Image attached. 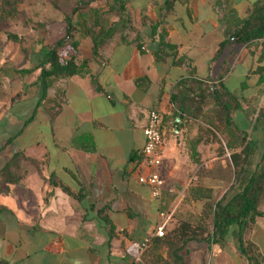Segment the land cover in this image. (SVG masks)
<instances>
[{"label":"crops","instance_id":"0c3cea01","mask_svg":"<svg viewBox=\"0 0 264 264\" xmlns=\"http://www.w3.org/2000/svg\"><path fill=\"white\" fill-rule=\"evenodd\" d=\"M255 1L122 0L125 29L96 51L79 20L74 24L76 51L66 45L59 53L66 59L73 52L80 72L52 79L45 96L40 75L46 64L37 68L32 61L21 73H2L0 122L7 118L18 129L0 138V264H173L167 244L154 236L159 213L167 210L173 218L165 237L182 246L181 264H264V217L241 242L234 225L220 243L180 237L174 218L187 206L182 200L193 166L183 140L186 116H172L171 94L182 81L211 95L226 90L241 106L230 128L246 130L253 98L239 94L233 73L241 60L249 59V73L263 66V57L256 59L262 46L218 49ZM162 39L174 49L164 48ZM257 84L264 82L258 78ZM25 100L36 103L14 112ZM150 110L160 113L163 136L158 198L138 181L148 173L140 163ZM176 116L182 122L178 135ZM146 239L139 259L127 254L133 242Z\"/></svg>","mask_w":264,"mask_h":264},{"label":"rangeland","instance_id":"374dc122","mask_svg":"<svg viewBox=\"0 0 264 264\" xmlns=\"http://www.w3.org/2000/svg\"><path fill=\"white\" fill-rule=\"evenodd\" d=\"M2 1L0 0V17L4 7ZM79 1L80 10L72 14V9ZM114 4L113 0H22L17 4V9L26 19L0 18V77L4 71L30 66L32 61H35L37 68L41 67L44 52L64 35L67 15H72V23L76 24L81 14H90V10L96 9L103 15L102 22L113 26V34L124 30L125 27L120 24L121 20H125L122 17L124 14L109 11V7ZM80 31L85 32L83 29ZM8 34L16 36L17 40H9ZM259 44L262 48L256 59L259 56L264 59V41ZM258 66L259 63L254 69L257 70ZM249 70V59L241 60L233 73L234 80L239 84V94L253 98L246 109V116L249 118L247 128L244 122H240L246 129L243 132L228 127L224 111L206 88L192 84L185 98V107L181 111L187 120L183 140L193 168L188 174L189 185L182 200L187 206L185 211H177L174 218L179 223L178 228L187 231L185 234L190 237H209L212 232L214 204L223 195L229 198L240 189L241 180L254 170L264 148V85L257 84L260 74L249 73ZM35 103L36 100H25L17 103L13 111L22 113ZM231 104L233 105L232 102ZM174 110L179 111L176 108ZM233 113L231 110L230 118ZM17 129V123L7 125L5 118L0 122V138L14 134ZM243 133L247 135V139L255 142L247 164H244L242 157L238 162L232 159V155L239 154L242 149ZM189 188L202 189L205 197L191 202L193 197L188 193ZM262 211L264 212V205Z\"/></svg>","mask_w":264,"mask_h":264},{"label":"trees","instance_id":"16d2710c","mask_svg":"<svg viewBox=\"0 0 264 264\" xmlns=\"http://www.w3.org/2000/svg\"><path fill=\"white\" fill-rule=\"evenodd\" d=\"M22 0H3V10L1 19L4 18H25L26 16L17 9V4ZM114 5L109 7L111 12H119L124 14L125 7L122 0H113ZM80 3L72 9V14L77 13L80 9ZM91 13L81 14L79 23L80 29L84 30L92 41L94 50L96 51L103 45L107 39L113 35V26L102 22V13L99 10L92 9ZM77 26L72 23V15L65 16V32L64 35L58 39L55 44L44 53V60L42 63L47 65V68L41 69V82L45 91L52 79L66 78L80 72L81 67L75 63V54L70 52L68 58L62 59L60 50L66 45H69L72 50L76 51L77 43L73 40V34L77 31ZM9 40L16 41L17 37L8 34ZM264 41V3L263 0H256L252 8L247 12V15L238 23L237 30L226 40L220 43L218 53L221 52L230 43L251 44L254 42ZM160 44L169 50L174 49V46L165 42L163 39ZM23 70H8L4 74L21 73ZM260 74L259 82H264V65L259 66L256 70ZM189 85V86H188ZM198 85V83L196 84ZM192 83L182 81L176 86V93L171 94V103L173 107V114L175 116L178 112L184 110L185 98L191 90ZM214 100L220 105L225 114V122L228 127L232 126L230 112L240 109L238 99L227 92L226 90L217 91L212 90ZM233 103V105L231 104ZM176 108L179 111L174 110ZM243 132V131H241ZM241 151L239 154H233L234 162L242 157L244 164L248 163L249 157L255 148V142L247 139V135L243 133L241 137ZM243 172V170H242ZM188 193L193 197H204L203 190L200 188H189ZM264 205V148L260 154L259 161L255 165L254 170L241 180L240 189L231 197L227 198L223 195L213 206L212 209V232L209 237L213 242L220 243L226 235L231 226H237V238L239 242L242 240V235L252 229L257 218L264 217L262 206ZM180 237H184L185 230L179 231ZM193 238V237H192ZM160 241L167 244L169 247L168 258L173 259V264H181L178 251L182 248L177 244V240L173 237L160 238ZM186 237L184 242H186Z\"/></svg>","mask_w":264,"mask_h":264},{"label":"built area","instance_id":"2783aa9c","mask_svg":"<svg viewBox=\"0 0 264 264\" xmlns=\"http://www.w3.org/2000/svg\"><path fill=\"white\" fill-rule=\"evenodd\" d=\"M181 118L176 116L173 118V134L180 133ZM161 115L156 110H150L147 115L146 124L143 128L145 136V144L141 150V163L147 168L148 173L141 174L138 181L150 187L151 196L158 198L163 188V180L157 173L156 168L161 164L163 136L160 130ZM160 221L154 232V236L162 238L165 236V229L168 223L173 218V213L170 210L161 211L159 213ZM150 240L146 239L142 242H133L126 252L134 259H139L149 246Z\"/></svg>","mask_w":264,"mask_h":264}]
</instances>
